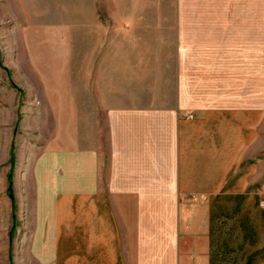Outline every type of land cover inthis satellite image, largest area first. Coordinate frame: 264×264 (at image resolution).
Here are the masks:
<instances>
[{"label":"crops","instance_id":"obj_1","mask_svg":"<svg viewBox=\"0 0 264 264\" xmlns=\"http://www.w3.org/2000/svg\"><path fill=\"white\" fill-rule=\"evenodd\" d=\"M112 3L120 41L171 44V80L122 100L109 64L102 100L80 87L75 178L45 163L29 184V264H264L263 114L245 94L261 0Z\"/></svg>","mask_w":264,"mask_h":264},{"label":"rangeland","instance_id":"obj_2","mask_svg":"<svg viewBox=\"0 0 264 264\" xmlns=\"http://www.w3.org/2000/svg\"><path fill=\"white\" fill-rule=\"evenodd\" d=\"M112 2L0 0V264H29L30 182L47 164L75 178L80 87L102 100L109 64L122 100L130 85L134 99L145 86L158 99L170 83L171 44L120 41ZM261 18L259 86L246 83L245 94H260L264 148V0Z\"/></svg>","mask_w":264,"mask_h":264},{"label":"trees","instance_id":"obj_3","mask_svg":"<svg viewBox=\"0 0 264 264\" xmlns=\"http://www.w3.org/2000/svg\"><path fill=\"white\" fill-rule=\"evenodd\" d=\"M8 190H11V183H10V185H9V189Z\"/></svg>","mask_w":264,"mask_h":264}]
</instances>
